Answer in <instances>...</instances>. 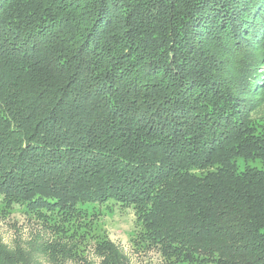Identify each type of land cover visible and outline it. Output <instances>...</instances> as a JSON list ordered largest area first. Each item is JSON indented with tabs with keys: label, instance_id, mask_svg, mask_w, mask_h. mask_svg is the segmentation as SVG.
I'll return each mask as SVG.
<instances>
[{
	"label": "trees",
	"instance_id": "trees-1",
	"mask_svg": "<svg viewBox=\"0 0 264 264\" xmlns=\"http://www.w3.org/2000/svg\"><path fill=\"white\" fill-rule=\"evenodd\" d=\"M217 17L233 60L205 37ZM259 106L264 0H0V208L58 236L51 264L108 201L170 264H264Z\"/></svg>",
	"mask_w": 264,
	"mask_h": 264
},
{
	"label": "rangeland",
	"instance_id": "rangeland-1",
	"mask_svg": "<svg viewBox=\"0 0 264 264\" xmlns=\"http://www.w3.org/2000/svg\"><path fill=\"white\" fill-rule=\"evenodd\" d=\"M64 1L72 5V1L76 0ZM221 9L224 8L219 6L214 13L219 15ZM219 19L218 17L213 19L212 24H215ZM220 26L216 22L215 26L212 27L213 34L208 33L205 37L210 36L214 41L216 39L219 42L217 47L220 54L225 53L227 50V54L223 59L233 60L236 55L232 53L228 55L234 46L230 47L229 40L227 42L226 37L229 35V31L223 37L224 32ZM216 30L222 31V33L219 34ZM242 46L245 48L247 45L243 44ZM245 57L247 56L243 58ZM84 103L85 101H81L77 104L81 106ZM262 107H256L249 114L250 117L252 119L264 118ZM239 166L242 168L243 163L239 162ZM255 166L261 167L258 163H255ZM79 209L88 220L93 219V222L86 228L88 231L87 236L81 242H77L76 255L65 257L64 264H78V261H82V258L91 264H99L100 257L93 249V245L96 241L103 239L111 242L124 264H170L162 258L157 250L135 242L140 227L136 223V218L130 208H124L113 201H108L104 204L80 205ZM57 237L49 233L37 221L27 219L21 213L14 211L4 212L0 208V249L20 254L26 264H51L45 255L46 252L45 254L43 252L48 246L56 242Z\"/></svg>",
	"mask_w": 264,
	"mask_h": 264
}]
</instances>
